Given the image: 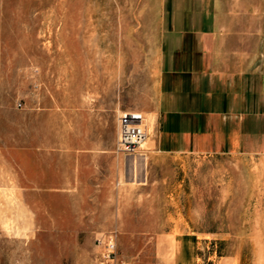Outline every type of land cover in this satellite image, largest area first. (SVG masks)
Listing matches in <instances>:
<instances>
[{"label": "rangeland", "instance_id": "1", "mask_svg": "<svg viewBox=\"0 0 264 264\" xmlns=\"http://www.w3.org/2000/svg\"><path fill=\"white\" fill-rule=\"evenodd\" d=\"M185 14L241 16L264 51V0H0V264H264V166L231 182L215 154L170 156L156 135L145 156L97 149L104 105L153 131Z\"/></svg>", "mask_w": 264, "mask_h": 264}, {"label": "crops", "instance_id": "2", "mask_svg": "<svg viewBox=\"0 0 264 264\" xmlns=\"http://www.w3.org/2000/svg\"><path fill=\"white\" fill-rule=\"evenodd\" d=\"M204 15L170 21L153 111L160 122L153 135L155 151L215 154L218 166L232 171L231 182L240 181L242 168L244 181H256L257 167L264 166V51L249 27L241 33V16ZM95 111L99 121H115L114 132L97 147L112 150L121 112L114 114L107 105Z\"/></svg>", "mask_w": 264, "mask_h": 264}, {"label": "built area", "instance_id": "3", "mask_svg": "<svg viewBox=\"0 0 264 264\" xmlns=\"http://www.w3.org/2000/svg\"><path fill=\"white\" fill-rule=\"evenodd\" d=\"M148 128L144 114L137 110H125L119 116V129L117 139V150L133 155L145 156L143 145L148 139ZM99 241H103L99 238ZM108 255H115V242L113 237L108 238ZM120 264H126L124 262Z\"/></svg>", "mask_w": 264, "mask_h": 264}, {"label": "bare ground", "instance_id": "4", "mask_svg": "<svg viewBox=\"0 0 264 264\" xmlns=\"http://www.w3.org/2000/svg\"><path fill=\"white\" fill-rule=\"evenodd\" d=\"M152 130H153V131L150 132V129H148V131H149V132H148V134H149V135H148V139H149L150 136H153V135H154V132H155V115H152ZM148 139H147V140H148ZM147 140H146V141H147Z\"/></svg>", "mask_w": 264, "mask_h": 264}]
</instances>
